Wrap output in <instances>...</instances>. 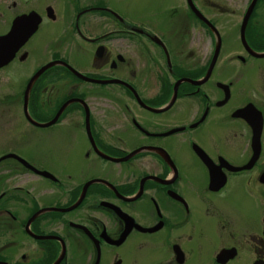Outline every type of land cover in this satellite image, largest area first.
Returning a JSON list of instances; mask_svg holds the SVG:
<instances>
[{
  "label": "flooded vegetation",
  "instance_id": "1",
  "mask_svg": "<svg viewBox=\"0 0 264 264\" xmlns=\"http://www.w3.org/2000/svg\"><path fill=\"white\" fill-rule=\"evenodd\" d=\"M196 9L0 0V126L22 124L0 157L28 163L0 161V226L17 234L0 264H264V15L243 39L245 12L238 51L221 41L214 61L211 38L188 46L191 22L218 21Z\"/></svg>",
  "mask_w": 264,
  "mask_h": 264
},
{
  "label": "rangeland",
  "instance_id": "2",
  "mask_svg": "<svg viewBox=\"0 0 264 264\" xmlns=\"http://www.w3.org/2000/svg\"><path fill=\"white\" fill-rule=\"evenodd\" d=\"M151 1L152 0H148V3H151ZM162 2L166 6V8H168L169 4H173L174 3L176 5H179L182 10H185L186 7H187V4H190L191 7L192 6L193 7L194 6L198 7V9H196L197 10L196 12H199L200 9H201L202 11H200V12H203L204 14L207 15L206 19L207 18H210V19L214 18V19L218 20L216 22L217 24L214 25L213 27L218 32L219 36H218V34H215L213 31L211 32V35L206 33L205 32L206 29L204 27H201L200 23L191 22V19L193 17H189L188 16L187 21L191 22V24H193L195 26V29H196V35H194V37L192 38L193 41L191 43H189L188 46L192 50H195L193 52H196L198 54L196 56H199L201 52L205 51L204 50L205 43H206L205 37H209V38L212 39L211 47L213 46V49L215 48L214 51L217 50V47L221 48V41H224V43L227 44V49H225L224 52L230 53V52L238 51L237 43L240 42L238 40L239 39V25L241 23V19H242V16L244 15V13L246 12L245 17H244V21H245V19L247 17L246 15H247V12H248L249 8H251L252 12L254 10H256L257 14L261 13L262 15H264V12L262 11V9H264V0H162ZM248 19H249V17L247 18V20ZM210 24H211V22H210ZM207 30H208V28H207ZM220 48L218 49L219 51H220ZM208 50H209V47L206 50V52H204L203 54H208ZM203 54H201V55H203ZM217 76H219V74H217ZM196 81H194V83L198 84ZM83 86H91V84H85V85L83 84ZM116 89L118 91H123L120 87H117ZM58 92H59V94L62 93V91H60V88H59ZM96 93H98V95H99V90ZM108 93H112V91H109ZM99 100L100 101H104L103 99H99ZM117 100L118 101H116V104L118 106V110H120L122 108H120V105H121L120 102L121 101H120L119 97H117ZM69 104H71V103H69ZM69 104H67V105H69ZM67 105H66V107H67ZM170 105H171V103L169 102V104H167L165 106L164 105L163 106L162 105L161 106L158 105L157 107H153V108L149 107V111L152 112V113H147L145 115V112H142V116H140V117H146V118H149V119H164V118L168 119L167 117L170 114L169 110L171 109ZM64 106H62L58 110V112L56 113L54 119H52L51 121L45 123L46 125H43V126L46 127V126H48L50 124H54V122H58L57 119L61 115V113H62V111L64 109ZM73 107H75V106L72 105L70 107V109H67L66 111H64L65 112V113H63L64 116H66V114L67 115L68 114L72 115V112L75 109ZM164 112H167V113L164 114V115H161V114L159 115V113H164ZM171 112L173 113L174 109H172ZM75 114H77V116H83V113L80 112L79 109L75 110ZM172 119H174V118H172ZM7 120L8 119L4 120L5 124L0 126V132L3 129L6 130L5 128H9V132H10L12 130V127L18 128V127L22 126L21 123H17L16 124V123H13V122H10V121H7ZM2 123H4V122H2ZM54 128H56V129H53V131H57V130L60 129V130H63L65 133H67V132L68 133H72V132H69V131H72V126H70V125H65V124H60L59 123V125L54 127ZM72 134H74V132ZM58 138L63 139L64 136L61 135ZM81 140H83L82 137H81ZM5 151H6V149H5ZM0 152H2V150H0ZM67 152L70 153V149ZM29 154H32V152H30ZM10 155L11 156H8L7 158L14 157V156L17 157L14 154H10ZM5 157L6 156L0 157L1 158L0 161L3 160V159H6ZM34 157H37V158L41 159L42 161H44V163H49L47 160H49L51 162L52 161H56V163L58 161L57 157L53 158V156H51L48 159V157L46 155H45V157L47 159L45 160V157L44 156H39L38 153L35 154ZM13 164H15L13 161L9 162V165L5 168V170L10 169V167H12ZM75 173L77 174V171H75ZM26 177L30 178V175H26ZM12 186H13V182H11V181L10 182L5 181L4 184H2V183L0 184V187H10V189H11L10 193H12V191H13V189L11 188ZM0 190H1V188H0ZM2 221L3 220H0V222H2ZM3 224H5L3 227L0 226V245H3L4 242L7 243L9 241H10V245H13V240H14L15 236L17 235L16 232L14 231L15 225L9 219L4 220ZM21 239L23 240V238H21Z\"/></svg>",
  "mask_w": 264,
  "mask_h": 264
},
{
  "label": "water",
  "instance_id": "3",
  "mask_svg": "<svg viewBox=\"0 0 264 264\" xmlns=\"http://www.w3.org/2000/svg\"><path fill=\"white\" fill-rule=\"evenodd\" d=\"M250 12H251V8H249V10H248V12H247V17H246V19H245V21L244 22H246L247 21V18H248V16H249V14H250ZM245 27V25L243 26V28ZM1 46H2V44H0V52H2V49H1ZM7 51V50H6ZM11 54V53H10ZM215 60V59H214ZM210 72V71H209ZM208 76V75H207ZM206 76V77H207ZM197 83H200L201 81H196ZM87 115H88V113H87ZM259 130L261 131V127H259ZM16 158H18V157H16ZM19 160H22V159H20V158H18ZM23 161V160H22ZM25 162V161H24ZM26 163V162H25Z\"/></svg>",
  "mask_w": 264,
  "mask_h": 264
},
{
  "label": "bare ground",
  "instance_id": "4",
  "mask_svg": "<svg viewBox=\"0 0 264 264\" xmlns=\"http://www.w3.org/2000/svg\"><path fill=\"white\" fill-rule=\"evenodd\" d=\"M219 36V34H218ZM7 61V59H3V58H0V65L3 64V62ZM86 115H87V112H86Z\"/></svg>",
  "mask_w": 264,
  "mask_h": 264
}]
</instances>
